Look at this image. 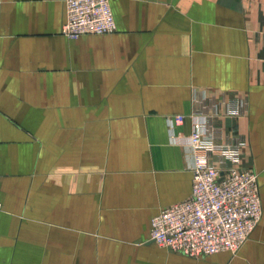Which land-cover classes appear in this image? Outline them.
Listing matches in <instances>:
<instances>
[{
    "label": "crops",
    "instance_id": "1",
    "mask_svg": "<svg viewBox=\"0 0 264 264\" xmlns=\"http://www.w3.org/2000/svg\"><path fill=\"white\" fill-rule=\"evenodd\" d=\"M111 4L114 31L72 39L65 0H0V264H264V214L237 252L151 239L192 195L198 118L264 208V0Z\"/></svg>",
    "mask_w": 264,
    "mask_h": 264
},
{
    "label": "built area",
    "instance_id": "2",
    "mask_svg": "<svg viewBox=\"0 0 264 264\" xmlns=\"http://www.w3.org/2000/svg\"><path fill=\"white\" fill-rule=\"evenodd\" d=\"M65 3L62 33L69 38L112 32L117 27L111 0ZM184 118L181 114L170 121L180 123ZM208 132L215 130L208 131L206 121L198 118L191 135L195 158L192 195L165 207L151 221L152 240L191 256L237 252L264 214L258 173L242 167L240 154L230 146L219 147L206 140ZM217 152L231 159L230 167L223 168L214 161Z\"/></svg>",
    "mask_w": 264,
    "mask_h": 264
}]
</instances>
